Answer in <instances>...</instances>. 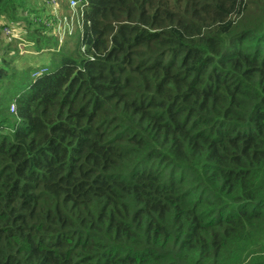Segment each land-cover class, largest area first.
<instances>
[{"label": "trees", "instance_id": "1", "mask_svg": "<svg viewBox=\"0 0 264 264\" xmlns=\"http://www.w3.org/2000/svg\"><path fill=\"white\" fill-rule=\"evenodd\" d=\"M85 3L0 62V264H264V0Z\"/></svg>", "mask_w": 264, "mask_h": 264}, {"label": "rangeland", "instance_id": "2", "mask_svg": "<svg viewBox=\"0 0 264 264\" xmlns=\"http://www.w3.org/2000/svg\"><path fill=\"white\" fill-rule=\"evenodd\" d=\"M16 1L19 6L11 11V17L0 19V62L8 61L4 63L10 71L25 75L28 70L31 75V67L47 65L55 59L54 50L75 58L82 55L83 48L80 53L77 52L81 17L77 9L70 10L69 0H53L49 4V0ZM69 30L71 34L66 35ZM54 38H58L61 46L56 45ZM38 47L42 50L39 53ZM4 55L6 58L3 61ZM12 79L18 81L16 76ZM11 92L4 83L0 84V98L8 100ZM10 105L7 103L3 107L9 109V121L4 123L7 128H12L14 124Z\"/></svg>", "mask_w": 264, "mask_h": 264}, {"label": "built area", "instance_id": "3", "mask_svg": "<svg viewBox=\"0 0 264 264\" xmlns=\"http://www.w3.org/2000/svg\"><path fill=\"white\" fill-rule=\"evenodd\" d=\"M51 1H53V0H49V2H48V4L51 2ZM68 6H69V8H70V10L71 9H77L78 10V14L80 15V17H81V19H80V22H81V29H80V32L82 31V29H83V21H82V17H83V11H84V9H85V7H86V3H85V0H69V2H68ZM71 34V30H69L67 33H66V35H70ZM65 35V36H66ZM64 39H65V37H64ZM58 42H59V40H58ZM62 44V43H61ZM10 109H11V111H13L14 110V105H12L11 107H10Z\"/></svg>", "mask_w": 264, "mask_h": 264}]
</instances>
